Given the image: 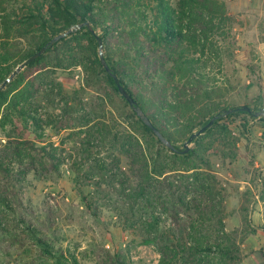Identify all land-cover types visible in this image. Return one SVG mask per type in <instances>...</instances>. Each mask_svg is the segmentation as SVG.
<instances>
[{
	"label": "trees",
	"instance_id": "trees-1",
	"mask_svg": "<svg viewBox=\"0 0 264 264\" xmlns=\"http://www.w3.org/2000/svg\"><path fill=\"white\" fill-rule=\"evenodd\" d=\"M233 23L222 0H0V86L54 38L81 25L30 62L26 67L33 71L30 75L19 73L0 92V129L4 133L0 140V245H24L31 236L53 264H77L74 257L71 260L64 253L50 251L52 241L43 235L51 226L52 212L37 209L31 199L27 204L25 198L26 188L37 181L60 177L64 159L55 149L48 151L26 137L27 130L17 125L31 124L37 132L54 125L56 119H41L43 105L38 95L45 94L43 98L52 104L57 95L52 90L41 91L47 77L39 74L81 68L87 75L86 84L92 88L103 85L116 93L129 117L123 137L112 135L103 121L88 125L85 133L90 142L107 138L113 142L117 152L113 162L119 173L104 165V159L97 160L89 172L109 185L110 200L128 206L130 229L136 227L134 219L140 221L144 234L139 243L157 246L163 256L160 264H178L180 258L191 263L189 260L203 253L207 260L212 253L218 256L208 264L213 260L237 264L240 249L226 224V189L212 173L211 159L217 155L235 163L237 138L223 123L234 122L240 115L254 119L258 113L252 106L229 101L228 87L222 85L227 79L223 56H232L236 47ZM99 40L111 72L101 62ZM19 41L24 42L22 47ZM214 61L216 69L211 65ZM114 76L173 148L164 145L139 117L121 95ZM214 118L212 126L192 141L198 148L186 151L184 143ZM247 121L240 126L249 132ZM154 147L166 151V156L155 155ZM83 151L88 157L93 155V149ZM97 184L100 188L102 181ZM96 194L83 193L90 208L97 202ZM137 204L139 217L134 213ZM215 220L223 240L203 247L208 243L204 226ZM168 222L177 227H169ZM256 228L247 226L241 244ZM189 240H194L193 245ZM127 251L120 249L105 264H132Z\"/></svg>",
	"mask_w": 264,
	"mask_h": 264
},
{
	"label": "rangeland",
	"instance_id": "rangeland-1",
	"mask_svg": "<svg viewBox=\"0 0 264 264\" xmlns=\"http://www.w3.org/2000/svg\"><path fill=\"white\" fill-rule=\"evenodd\" d=\"M222 1L226 3L234 19L233 32L236 37L233 55L223 56L224 74L227 79L222 85L228 87L229 101L239 106H252L256 112H260L264 110V0ZM19 43L22 47L24 42ZM215 63L211 62L213 69H216ZM23 72L24 76H28L33 71L25 68L20 73ZM39 75L46 76L48 83L40 86L41 91L52 90L54 95H57L53 104L43 98L45 94L38 95L43 105L40 110L41 119H56L55 123L44 132H37L31 124L19 123L17 126L20 130H27L26 137L35 139L48 151L55 149L64 159L60 177L37 181L34 187L25 190L27 204L31 199L38 206L37 209L43 210L45 207L47 211L52 212L51 226L43 235L52 241L50 251L57 252L56 255L64 253L65 257L71 260L75 258L77 264H105L120 249H128L132 264H160L163 256L158 247L139 243L144 234L140 221L134 219L136 227L130 229L126 220L129 216L128 206L123 205L120 200H110L107 192L109 185L98 177L92 178L89 172L97 160L104 159V165L112 166L113 173H119V168H116L117 165L113 162L117 152L111 139L90 142L85 131L93 122L103 121L109 129L111 128L112 135L119 134L123 137L124 123H127L129 117L124 114L120 98L103 85L94 88L88 86L87 75L81 68L55 71L50 69ZM27 83L28 80L23 85ZM93 101L97 104L94 105ZM254 114V119L240 115L234 122L223 123L231 130L232 137L237 138L235 163H231L229 159L223 160L222 156L211 158L214 167L212 173L226 189V224L240 249V261L237 264H264V230L260 229V233L249 236L245 243L241 244L246 237L248 225L264 227V120L260 119L262 116ZM246 119L249 120V132L240 126V123L246 124ZM10 129L7 128V131ZM80 130L83 133L79 136L77 133ZM40 134L43 136L42 140L38 139ZM3 135L0 129V140ZM189 147L194 149L198 148V145L192 142ZM88 148L93 149V155L90 157L83 151ZM153 152L155 155L159 152L158 157H165L167 153L160 147H154ZM219 154L221 155V151ZM98 181H102L100 188H96ZM116 188H119V185ZM98 189L100 192L96 194ZM83 193L93 194L92 196L96 194L97 202L93 203L91 208L87 204L88 199L83 198ZM97 206L100 207L99 210L96 209ZM140 208L137 204L134 210L138 217ZM97 213L99 215L96 217ZM43 216L46 217L45 214ZM167 225L177 227L172 222ZM219 226L216 220L204 226L208 232V243H204L203 247L223 240ZM193 243L194 240H189L190 245ZM3 247L8 255L4 254ZM206 255L207 253H203L189 260L191 263L180 258L178 264H208L212 262V257L218 258L212 253L211 260H207ZM53 261L31 236L24 245L10 242L0 245V264H53ZM213 261L212 264L217 263L216 260Z\"/></svg>",
	"mask_w": 264,
	"mask_h": 264
},
{
	"label": "water",
	"instance_id": "water-1",
	"mask_svg": "<svg viewBox=\"0 0 264 264\" xmlns=\"http://www.w3.org/2000/svg\"><path fill=\"white\" fill-rule=\"evenodd\" d=\"M78 28H81V25H78V26H75L73 29L69 30L68 32L64 33V34H61L59 35L58 37L54 38L48 45H46L45 47H43L38 53H36L35 55H33L28 61H25L23 62L22 64H20L14 71L13 73L4 81V83H2V85L0 86V92L3 91L7 85L9 83H11L15 77L22 71L24 70L28 64L34 60H36L37 58H39L40 56H42L46 50L48 49L49 45L50 44H53L55 41H57L58 39L60 38H63V37H66L69 33L71 32H74L76 29ZM93 31V30H92ZM94 32V31H93ZM99 43H100V50H99V55H100V59H101V62L103 64V66L106 68V70L108 72H111V68L109 67L106 59H105V56H104V47H103V44H102V41L99 40ZM114 78L116 79V83L118 85V89L121 93V95L132 105L135 107L136 109V112L137 114L139 115L140 118H142L144 120V122L149 126L151 127L155 134L157 135V137L159 138V140L164 144L166 145L167 147L169 148H173L174 146L172 145V143L156 128L154 127V125L151 123V121L149 120V118L145 115V113L142 111V109L136 107V102L135 100L133 99V97L125 90V88L121 85L119 79L114 76ZM245 111H248L250 112L251 111V108L250 107H245L243 108ZM257 115L259 116H264V110L260 111L257 113ZM215 121V118L208 124L206 125L205 127H203L201 130H199L197 133H194L189 139L188 141L185 143V148H186V151H189L190 150V143H192V141L199 135L203 134L205 132V130L207 128H209L210 126H212V124L214 123Z\"/></svg>",
	"mask_w": 264,
	"mask_h": 264
},
{
	"label": "crops",
	"instance_id": "crops-1",
	"mask_svg": "<svg viewBox=\"0 0 264 264\" xmlns=\"http://www.w3.org/2000/svg\"><path fill=\"white\" fill-rule=\"evenodd\" d=\"M259 201H260V200H259ZM257 213H258V212L256 211L255 214H257ZM255 219H256V215H255ZM255 222H257V221H255ZM256 224H258V223H256ZM263 224H264V223H263ZM255 226L257 227V228H256V229H257V232H256L255 234L260 233V228H258V227H260V225H255ZM261 230H264V227H262ZM255 234L251 235V237L254 236ZM251 237H250V238H251ZM250 238H249V239H250Z\"/></svg>",
	"mask_w": 264,
	"mask_h": 264
}]
</instances>
